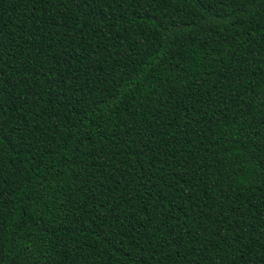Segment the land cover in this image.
<instances>
[{"label": "trees", "instance_id": "obj_1", "mask_svg": "<svg viewBox=\"0 0 264 264\" xmlns=\"http://www.w3.org/2000/svg\"><path fill=\"white\" fill-rule=\"evenodd\" d=\"M0 264H264V0H0Z\"/></svg>", "mask_w": 264, "mask_h": 264}]
</instances>
